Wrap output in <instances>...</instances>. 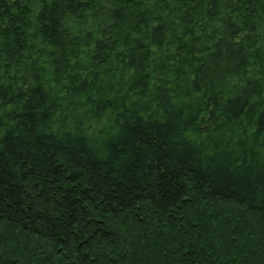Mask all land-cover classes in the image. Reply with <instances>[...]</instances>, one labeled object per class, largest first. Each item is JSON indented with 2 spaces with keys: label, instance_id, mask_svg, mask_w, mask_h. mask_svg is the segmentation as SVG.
Wrapping results in <instances>:
<instances>
[{
  "label": "trees",
  "instance_id": "1",
  "mask_svg": "<svg viewBox=\"0 0 264 264\" xmlns=\"http://www.w3.org/2000/svg\"><path fill=\"white\" fill-rule=\"evenodd\" d=\"M0 264H264V0H0Z\"/></svg>",
  "mask_w": 264,
  "mask_h": 264
}]
</instances>
